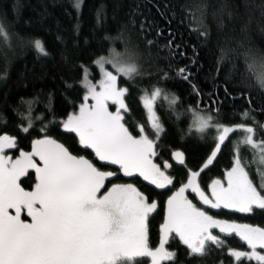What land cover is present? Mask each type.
<instances>
[{
	"label": "snow or ice",
	"instance_id": "6c2138e0",
	"mask_svg": "<svg viewBox=\"0 0 264 264\" xmlns=\"http://www.w3.org/2000/svg\"><path fill=\"white\" fill-rule=\"evenodd\" d=\"M83 3L84 0H75L77 14ZM209 8L218 32L227 29L234 19L227 0L217 5L205 0L198 5L193 31L205 43L211 41ZM104 18L106 10L101 5L96 11L97 24ZM7 20V12L0 13V52L13 48L15 42L21 49L33 48L38 58L50 55L41 39L9 32ZM128 27L122 25L119 33L123 53L110 49L108 56L92 61L99 69V80L90 79L91 65L84 64L79 65V75L71 82L64 80L62 117L57 118L51 93L45 105L51 119L38 117V129L32 116L38 97H21L12 109L19 117V137L0 135V264H140L138 258L142 257L150 258L151 264H224L220 257L225 248L229 264L233 259L235 264H264V227L219 219L218 213L212 211L233 209L264 214V123L255 115L264 114V49L254 46L249 24H245L241 29L242 52L237 54L244 58L239 90L242 96L247 94L248 107L229 114L219 104L204 109L186 106L176 92L160 87L162 82L174 79L170 76L171 60L167 70L159 63H141L137 50L129 47L130 38L125 36ZM144 27L141 24L139 31L143 32ZM257 27V38L264 41V24ZM74 31L79 33V24ZM104 39L113 38L106 35ZM172 45L169 40L163 46L168 49L166 59L176 55L180 47ZM154 46V41L145 37L150 57ZM220 51L218 65L227 55L224 49ZM63 58L68 60L66 54ZM154 59L160 60L158 48ZM176 76L191 85L193 95H200V89L191 84L187 65L177 68ZM6 78L7 68L0 73V82H6ZM145 78L149 85L141 88ZM118 80L126 86H119ZM132 90L143 93L140 99L147 118L130 130L126 117L132 113L126 100ZM224 93L230 95L227 87ZM254 96L260 101L256 106ZM8 99L5 93L0 104L8 106ZM158 100L172 124L179 123L181 117L190 120L185 135L209 150L198 170L186 167L184 151L172 150L165 143L168 131L157 112ZM111 106L115 111L110 110ZM0 121L7 122L2 111ZM32 131L37 135L30 141V150L25 151L20 141L28 139ZM60 135L73 140L75 152L57 138ZM166 148L172 159L185 166L186 178L179 181V186L169 174L173 165L168 160L157 162ZM225 148L231 155L230 167L222 179H212L202 187L201 173ZM8 150H17L18 155L13 157ZM123 178H142L155 187L146 194L134 183L113 182ZM154 196L166 199L161 205ZM159 207L163 208L159 242L152 246L150 224ZM232 234L246 244L247 250L226 244ZM170 239L176 241L175 249Z\"/></svg>",
	"mask_w": 264,
	"mask_h": 264
},
{
	"label": "trees",
	"instance_id": "16d2710c",
	"mask_svg": "<svg viewBox=\"0 0 264 264\" xmlns=\"http://www.w3.org/2000/svg\"><path fill=\"white\" fill-rule=\"evenodd\" d=\"M74 2L75 0H0V13L7 12L8 14V31L41 39L50 53L48 57L38 58L33 48L21 49L15 42H13V48H6L4 52H0V73L5 72L7 68L6 82H0V98L5 93L9 97L8 106L0 104V111L7 119L6 123L0 121V135L7 133L19 137L16 130L19 117L12 109L17 106L21 97L26 100L33 97L39 98L32 110V116L36 118L37 129L41 123L38 117L44 115L51 119L45 108L48 93L52 94V107L57 110V118L62 117L64 115L61 108L64 80L71 82V78L77 77L79 75L77 69L81 64L91 65V72L95 76L98 68L92 64V61L98 56H108L110 49L123 53L124 44L119 38V33L121 26L125 24L129 25L125 33V36L130 38L129 47L137 50L141 63L145 65L159 63L160 67L167 70L169 59L171 60L170 76L174 79L162 82L159 86L180 95L184 105H198L199 108L204 109L205 107L215 108L219 104L229 114L234 110L243 111L248 107L247 94L242 96L239 90L240 74L244 70V58L237 53L242 52L240 41L244 33L241 29L245 24H249V35L252 37L254 46L264 49V41L259 40L256 35L257 26L264 24V0H227L234 19L223 32H218L215 24L211 22L212 9L209 8L207 21L211 28V41L207 43L202 42L197 32L193 31V28L197 26V21L193 16H199L197 7L205 0H84L79 14L73 7ZM206 2L217 5L221 0H206ZM101 5L105 6L106 18L98 25L96 11ZM130 21H134L135 24L129 23ZM77 24H79L78 34L74 31ZM141 24L145 26L143 32L139 31ZM106 35L113 39L105 40ZM58 36L62 39H57ZM145 37L153 40L155 44L151 57L145 47ZM169 40L173 41V48L176 44L180 47L176 50V55L166 59L168 49L163 46ZM157 48L159 49V61L154 59ZM221 49H224L227 55L223 63L218 65L217 58L221 55ZM65 54L68 57L67 61L63 58ZM194 59L195 63H193ZM185 65L191 73L189 77L191 84H195L200 89L198 96L192 94L191 85L187 81H182L176 76L177 68ZM218 68L219 71H217ZM155 79L156 77L153 76L152 82ZM118 85L126 86L122 80H118ZM148 85L149 80L145 78L140 86L146 88ZM226 87L230 93L227 96L224 93ZM79 94L82 95V91ZM141 95L143 93L132 90L126 100L132 113L131 117H126L130 130L135 124L144 123L147 118L140 99ZM259 102V98L254 96V106ZM160 103L161 101L158 100L157 112L164 118L168 131L165 143L172 150L184 151L186 167L198 170L202 167L209 150L200 142L191 140L185 135L188 133L190 120L181 117L179 123L172 124L165 118V113L159 107ZM255 115L258 121L264 123V114L257 112ZM36 135L37 132L32 131L28 139L20 141V146L25 151H29L30 141ZM71 135L74 136V134ZM57 138L74 152L76 151V146L68 135H60ZM8 154L15 157L18 151L8 150ZM163 160L172 163L173 167L169 169V174L175 178L179 186V181L186 178L185 166L175 164L167 148L161 153L157 162L161 163ZM230 162L231 155L225 148L213 164L201 173V186L210 184L212 179H222L224 171L230 167ZM114 181L134 183L146 194H151L154 188L142 178H123ZM153 198L159 200L161 205L166 199L164 196ZM212 211L218 213L219 219L264 227V214L260 212L244 214L227 209ZM162 216L163 208L159 207L153 214L154 218L151 219L150 224V244L152 246L159 242V225L162 223ZM213 231L218 232L219 230L214 229ZM169 244L172 249L176 248V241L170 239ZM226 244L231 248L247 250L246 244L239 237H235V234L226 240ZM180 256L181 259L185 258L182 248ZM220 259L224 264H229L227 248L224 249V255ZM138 260L140 264H151L150 258L147 257L138 258ZM192 264H199V261H192ZM232 264H235L234 259ZM252 264L255 262L253 261Z\"/></svg>",
	"mask_w": 264,
	"mask_h": 264
},
{
	"label": "rangeland",
	"instance_id": "374dc122",
	"mask_svg": "<svg viewBox=\"0 0 264 264\" xmlns=\"http://www.w3.org/2000/svg\"><path fill=\"white\" fill-rule=\"evenodd\" d=\"M106 67H108V69L109 70H113L112 68H111V66L110 65H106ZM98 73H97V75H95V76H93V73H92V76L90 77V79H93V82H95L96 80H99L100 79V72H99V69H98V71H97ZM141 102H142V105H143V101L141 100ZM143 107H144V105H143ZM145 109V108H144ZM110 110H112V111H115V106H111V108H110ZM145 113H146V116H147V110L145 109ZM173 160V162L175 163V164H177V165H179V163H178V161H176V160H174V159H172ZM170 164H172L170 161H168ZM23 179V178H22ZM113 182H116V181H113ZM146 182V181H145ZM116 183H118V182H116ZM148 183V182H147ZM153 186V185H152ZM155 187V186H154ZM227 210H231V211H235V210H233V209H227ZM244 214H248V213H244ZM243 242V241H242ZM244 243V242H243Z\"/></svg>",
	"mask_w": 264,
	"mask_h": 264
}]
</instances>
